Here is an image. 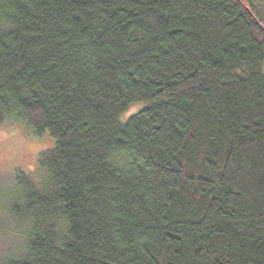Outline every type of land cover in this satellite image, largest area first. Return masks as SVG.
<instances>
[{
    "label": "trees",
    "instance_id": "trees-1",
    "mask_svg": "<svg viewBox=\"0 0 264 264\" xmlns=\"http://www.w3.org/2000/svg\"><path fill=\"white\" fill-rule=\"evenodd\" d=\"M5 125L0 264H264V0H0Z\"/></svg>",
    "mask_w": 264,
    "mask_h": 264
},
{
    "label": "rangeland",
    "instance_id": "rangeland-1",
    "mask_svg": "<svg viewBox=\"0 0 264 264\" xmlns=\"http://www.w3.org/2000/svg\"><path fill=\"white\" fill-rule=\"evenodd\" d=\"M52 145L50 140L31 138L17 125L0 128L1 193L12 188L16 170L36 171L39 156ZM2 207L0 206V259L9 253L18 254L21 251L23 244L20 234L24 229L16 220H11Z\"/></svg>",
    "mask_w": 264,
    "mask_h": 264
}]
</instances>
